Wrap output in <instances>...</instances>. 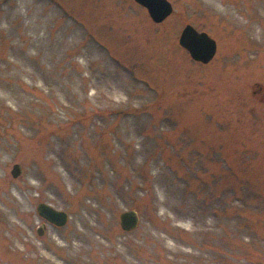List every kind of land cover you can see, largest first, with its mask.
Returning a JSON list of instances; mask_svg holds the SVG:
<instances>
[{"label": "rangeland", "instance_id": "rangeland-1", "mask_svg": "<svg viewBox=\"0 0 264 264\" xmlns=\"http://www.w3.org/2000/svg\"><path fill=\"white\" fill-rule=\"evenodd\" d=\"M168 1L0 0V264H264V0Z\"/></svg>", "mask_w": 264, "mask_h": 264}, {"label": "water", "instance_id": "water-1", "mask_svg": "<svg viewBox=\"0 0 264 264\" xmlns=\"http://www.w3.org/2000/svg\"><path fill=\"white\" fill-rule=\"evenodd\" d=\"M137 4L147 9L151 19L156 24L164 22L172 13L173 6L168 0H135ZM180 46L185 49L193 61L209 64L217 53V42L206 32H199L192 25H186L179 38ZM13 178L17 179L23 174L21 165L16 164L11 171ZM39 215L49 224L64 227L69 221L66 212L56 210L52 206L40 203L37 206ZM120 226L125 232L135 231L140 224V216L136 210H128L120 214ZM47 224L38 226L39 236H44Z\"/></svg>", "mask_w": 264, "mask_h": 264}]
</instances>
